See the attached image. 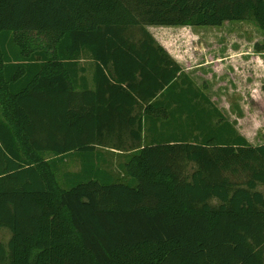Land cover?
<instances>
[{
    "label": "trees",
    "instance_id": "trees-1",
    "mask_svg": "<svg viewBox=\"0 0 264 264\" xmlns=\"http://www.w3.org/2000/svg\"><path fill=\"white\" fill-rule=\"evenodd\" d=\"M231 21L264 0H0V264H264V144L148 30Z\"/></svg>",
    "mask_w": 264,
    "mask_h": 264
},
{
    "label": "crops",
    "instance_id": "crops-1",
    "mask_svg": "<svg viewBox=\"0 0 264 264\" xmlns=\"http://www.w3.org/2000/svg\"><path fill=\"white\" fill-rule=\"evenodd\" d=\"M248 24L252 25L258 31L259 39L254 42L243 41L241 39L239 41H233L235 32L227 26L224 28L221 41H184L166 44L157 39L159 33L166 37H170L171 35H182L183 37L191 35L193 38L199 34H211L214 31H197L191 29L190 26H177L182 27L180 29L166 27L159 29L151 28L150 31V26H148L149 32H151L159 44L177 61L188 78L203 91L212 104L232 123L235 120H239L237 118L238 115L250 114V109L247 106V99L249 97H254L257 94L264 95L262 90L264 86V53H257L255 51V44L258 41H263L264 32L249 22L239 24L238 26L242 27ZM229 26L232 27V25ZM242 34L249 39L251 38L249 33L242 32ZM80 65V67L84 65L88 66V70L82 75H87L91 82L94 74V66L91 60L83 59L80 61ZM243 80H250L255 82V84L259 81L260 86L257 89L253 88L252 92L249 93L248 90L242 89L241 87ZM261 103L264 105L263 100ZM229 114L235 115L233 117L234 120L230 118ZM263 144L252 145L260 146ZM125 155L126 153L112 148L98 147L94 152L93 160L100 165H104L106 162L108 169L113 170L114 162H118L121 159L126 161Z\"/></svg>",
    "mask_w": 264,
    "mask_h": 264
},
{
    "label": "rangeland",
    "instance_id": "rangeland-1",
    "mask_svg": "<svg viewBox=\"0 0 264 264\" xmlns=\"http://www.w3.org/2000/svg\"><path fill=\"white\" fill-rule=\"evenodd\" d=\"M242 23H247V22H242V21H231V22H226L222 26H217V27H211V26H203V27H191L193 30L201 31V30H206V31H214L211 34H199L197 37H191V35H186V36H176V35H171L170 37H166L165 35H162L159 33L157 36V39L160 41H163L166 44H170L172 42L179 43V42H194V41H221V38L223 37L224 33V28L228 26V28H231L234 33V38L233 41H239L240 39L243 41H250L254 42L255 40L259 39L258 36V31L255 30V28L248 24L247 26H242L239 27V24ZM229 25H232L229 26ZM171 28V29H180L182 27H177V26H153L149 27V30L151 31L152 29H159V28ZM217 31V32H216ZM216 32V33H215ZM242 32L249 33L251 35V38H247V36H243ZM239 33H241L239 35ZM248 39V40H247ZM259 42V41H258ZM257 42V43H258ZM243 83L241 85L242 89H246L250 92H252L253 88L257 89L260 86V82L258 81L256 84L255 82L252 81H242ZM257 91V90H256ZM258 93V92H256ZM264 95L257 94L256 96L249 97L247 99V106L250 109V114H243V115H238L237 118L239 120L233 121L234 125H239L237 127L241 134L245 137H247L248 141L251 144L257 145V144H263L264 143V105L261 103L263 100L264 102ZM262 97V98H261ZM230 118L234 120L233 117L235 115L229 114ZM241 128V130H240ZM85 154V153H82ZM85 156V155H82ZM123 162V160H119L118 162H114L113 164V172L111 173L123 177L124 172L121 173V170L119 168L120 164ZM80 164H82V161L79 157L75 156H70L66 159V162H64L61 167H60V175L65 176L67 173H79V168ZM115 172V173H114ZM264 192V187L260 188ZM1 239L2 241L6 242L9 238V232L8 230H2L1 233Z\"/></svg>",
    "mask_w": 264,
    "mask_h": 264
}]
</instances>
